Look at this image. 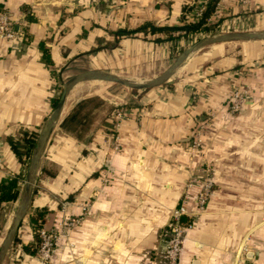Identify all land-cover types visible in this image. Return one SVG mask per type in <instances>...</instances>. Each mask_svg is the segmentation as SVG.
<instances>
[{
	"label": "crops",
	"instance_id": "obj_1",
	"mask_svg": "<svg viewBox=\"0 0 264 264\" xmlns=\"http://www.w3.org/2000/svg\"><path fill=\"white\" fill-rule=\"evenodd\" d=\"M201 2L0 0L17 32L0 40V181L23 173L7 140L25 132L39 137L64 82L87 71L139 79L164 67L200 35L174 31L172 42L141 28L182 26ZM219 9L208 19L217 34L264 31V0H221ZM262 42L242 45L237 56L217 44L193 57L200 49L144 93L98 81L75 85L40 159L32 207L17 233L21 244L33 242L28 217L44 208L45 228L60 217L78 220L51 264H167L171 214L207 178L210 200L184 232L177 264H264ZM235 89L247 95L231 113ZM94 97L82 112L84 126L61 127ZM21 191L20 184L17 200L0 207L1 240L10 226L5 210ZM2 264L47 263L17 247Z\"/></svg>",
	"mask_w": 264,
	"mask_h": 264
},
{
	"label": "water",
	"instance_id": "obj_2",
	"mask_svg": "<svg viewBox=\"0 0 264 264\" xmlns=\"http://www.w3.org/2000/svg\"><path fill=\"white\" fill-rule=\"evenodd\" d=\"M257 41H264V31L224 33L214 36H207L184 50L161 75L144 82L130 81L128 79L102 71L83 72L64 82L61 86V92L57 102L39 134L34 152L27 166L24 184L15 215L0 245V264H2L4 258L6 257L9 248L11 247V244L13 243L18 230L28 212L33 193L34 180L40 159L53 130L58 124L66 96L75 85L87 81H98L119 85L129 90L144 91L165 84L190 55L204 47L224 43Z\"/></svg>",
	"mask_w": 264,
	"mask_h": 264
},
{
	"label": "built area",
	"instance_id": "obj_3",
	"mask_svg": "<svg viewBox=\"0 0 264 264\" xmlns=\"http://www.w3.org/2000/svg\"><path fill=\"white\" fill-rule=\"evenodd\" d=\"M211 0H202L199 7L191 15V21H196L203 16L208 3ZM219 2L221 0H218ZM242 3L247 0H239ZM219 2L216 5V11L219 9ZM14 22L6 12L0 11V40L12 41L17 37L14 30ZM199 37V36H198ZM247 93L241 89H235L229 99V110L231 113L238 112L244 102ZM117 116H121L118 113ZM198 138V137H197ZM199 140L193 143V149L198 147ZM191 185L189 184L188 187ZM213 190V182L210 179H203L199 182V190L194 199L188 193L181 198L180 204L173 210L167 227V245L165 248V257L167 264H177L180 252L182 250V241L184 232L191 228L194 217L205 210L210 200ZM77 219H66L60 217L55 225L58 230L53 233L47 229L39 231L40 245L36 252L38 259L41 261H52L55 257L56 249H58L59 240L67 237L69 230L77 224ZM264 252V251H263Z\"/></svg>",
	"mask_w": 264,
	"mask_h": 264
},
{
	"label": "trees",
	"instance_id": "obj_4",
	"mask_svg": "<svg viewBox=\"0 0 264 264\" xmlns=\"http://www.w3.org/2000/svg\"><path fill=\"white\" fill-rule=\"evenodd\" d=\"M217 1L218 0H211L208 3L206 10L203 13V16L196 21L186 22L184 25L175 28L158 27L152 24H145L141 28V31H143L144 33L149 32L151 34H158L163 32L166 35V40L172 42L177 39L171 36V33L174 31L182 32V37L185 39L188 35L192 34L201 36L209 33H214L216 25L209 24L208 19L212 15V13H214ZM191 9L192 7H189L187 9L185 8L184 11L185 13H187V11H190ZM29 20L33 21L31 18H29ZM179 37H181V35ZM154 42H160V39L156 38L154 39ZM131 92L136 94L142 93V91L137 90H133ZM96 100L97 99L94 97L89 99L87 102L80 104L77 111H75V113L70 115L62 122L61 127L63 129L69 130L75 125L84 126V123H81V121L82 118L85 117V114H83L82 112H84V110L86 111L89 106L95 105ZM56 102L57 99H54L52 103V108H54ZM37 139V133L25 132L22 133L19 137H17V139L9 138L7 140L11 151L13 152L19 163L23 165V173L15 175L12 178L2 179L0 181V207L3 204L12 203L17 200L19 195V185L24 180V173L29 164V160L31 159V156L34 152ZM32 200L33 198L31 197L30 207H32ZM47 213L48 211L44 208H36L33 210L32 214L28 217V224L33 230V242L27 245H22L16 235L13 241V248L19 247L25 252V254L31 256H34L36 254L40 245L39 231L45 226V217Z\"/></svg>",
	"mask_w": 264,
	"mask_h": 264
},
{
	"label": "rangeland",
	"instance_id": "obj_5",
	"mask_svg": "<svg viewBox=\"0 0 264 264\" xmlns=\"http://www.w3.org/2000/svg\"><path fill=\"white\" fill-rule=\"evenodd\" d=\"M214 35H219V34H217V33H209V34H206V35H201V36H199V37H197V38H195V39H192L191 41H190V43H188V44H185L184 45V47L183 48H181V49H183V51L184 50H186L187 48H189L192 44H194L195 42H197V41H199L200 39H202V38H205V37H207V36H214ZM246 43H251V42H235V43H224V44H218L219 45V47H225L226 48V51H225V53L228 51V53H232V52H234V55H238L239 54V52L242 50V45H244V44H246ZM252 43H263L262 41H257V42H252ZM216 45H211V46H207V47H215ZM181 49H180V51H179V53H175V55H174V57H172L169 61H168V63H166L165 65H164V67H162V68H160V69H157V70H154V71H151L150 73H148V75H144V76H142V77H139V79H130L129 77H125V78H128L129 80H131V81H134V82H140V81H143V80H149V79H152V78H154V77H158L159 75H161L173 62H174V60L183 52V51H181ZM203 50H200V52H197V53H195V55H193V57L194 56H201L203 53H205V52H207V51H209V49L210 48H206V47H204V48H202ZM109 85H114V86H112V87H115V88H118L119 90H121V89H125V91H128L129 89H127V88H124V87H122V86H119V85H115V84H109ZM152 89H154V88H152ZM149 90H151V89H148V90H144V91H142V93H144V92H146V91H149ZM130 91H133V90H130ZM231 98V97H230ZM228 105H229V103H228ZM198 138V140L200 139V136H201V132L198 134V135H196ZM26 170H27V168H26ZM25 174H26V171H25V173H24V178H25ZM23 184H24V180H23V182L21 183V187L23 188ZM18 203H19V200H18V202L16 203V206L13 208V210L11 211V208L10 209H6L5 210V217H4V222H5V220L7 221V225H10V222H11V219L13 218V214L15 213V211H16V209H17V206H18ZM30 207V206H29ZM12 212V213H11ZM26 217H27V214H26V216H25V218L24 219H26ZM58 221V220H57ZM57 221H55V225H56V223H57ZM9 223V224H8ZM44 229H47V230H49V231H51V232H53V233H57L58 234V230H57V227H55L54 225L51 227V228H45L44 227ZM6 232H7V229H6V231H4L3 232V236H2V240H3V238H4V236H5V234H6ZM18 237V236H17ZM1 240V239H0ZM2 240L0 241V245H1V243H2ZM60 241L61 240H59V243H60ZM11 248H13V243L11 244V247L9 248V251L11 250ZM59 249V248H58ZM58 249H56V252H55V255H57L58 253H59V250ZM8 251V252H9ZM35 257H37V255L35 254L34 255ZM38 258V257H37ZM52 261H54V260H52ZM52 261H46V262H44V261H42V262H44V263H47V264H51L52 263Z\"/></svg>",
	"mask_w": 264,
	"mask_h": 264
}]
</instances>
